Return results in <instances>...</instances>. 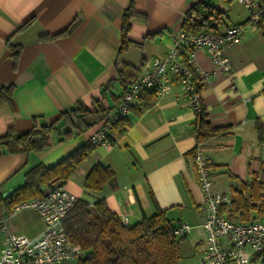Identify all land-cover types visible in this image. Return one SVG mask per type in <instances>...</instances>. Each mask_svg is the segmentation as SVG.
Here are the masks:
<instances>
[{"label": "crops", "instance_id": "1", "mask_svg": "<svg viewBox=\"0 0 264 264\" xmlns=\"http://www.w3.org/2000/svg\"><path fill=\"white\" fill-rule=\"evenodd\" d=\"M201 1L212 2L226 13L227 24L218 31L227 25L244 26L241 40L223 48L229 70L207 77L201 88L210 124L229 127L226 135L201 146L212 160L214 188L232 199V191L249 182L253 173H264V19L249 23L247 10L235 0H134L135 11L145 18L131 20L127 38L134 43L117 65L136 70V77L145 72L155 57L168 52L186 11ZM129 2L0 0V87L13 85L10 100L0 104V135L9 127L23 133L34 125L51 124L78 100L91 106L99 99L108 110L116 105L124 84L115 75L105 86L116 74L122 15ZM30 18L31 23L16 32ZM11 47L19 48L15 58ZM195 60L205 70L212 67L205 48L196 51ZM196 117L176 88L155 94L152 106L129 109L131 124L122 134L112 131L109 145L90 152L64 187L91 203L104 198L112 212L125 214L131 224L151 216L157 207L165 210L172 224H189L185 236L201 231L197 244L204 250L201 223L206 212L193 157L186 155L196 146ZM95 126L61 142L53 131L52 144L39 152L8 151L0 144V192L20 186L34 165L50 166L71 153L90 139ZM96 163L115 173L114 183L100 191L83 185ZM6 224L11 233L28 236L43 228L41 216L33 209L8 216ZM3 241L2 233L0 248Z\"/></svg>", "mask_w": 264, "mask_h": 264}, {"label": "trees", "instance_id": "2", "mask_svg": "<svg viewBox=\"0 0 264 264\" xmlns=\"http://www.w3.org/2000/svg\"><path fill=\"white\" fill-rule=\"evenodd\" d=\"M134 18L144 19L145 15L135 11L134 0H130L122 15L121 44L115 62L116 74L111 75L105 87L115 75L124 84V89L136 77V70L127 66L119 69L117 65L127 46L134 43L127 38ZM32 19L21 24L16 32L24 30ZM226 24L227 15L224 11L217 9L211 2L201 1L186 11L180 29L189 33L202 30L217 32L220 26ZM67 32L68 30L62 34ZM11 48V55L15 58L19 48ZM12 90L11 84L0 87V104L10 100ZM154 98L153 89L145 90L140 94L139 103L131 108L150 107ZM107 112L108 108L99 99L94 100L91 106L78 100L74 107L60 112L51 124L39 128L34 125L23 133L9 127L6 133L0 135V144L8 151L39 152L52 144L50 134L53 131L58 135V142L67 140L94 126ZM196 116V146L186 153L193 159L198 145L210 138L226 135L229 129L228 126H212L203 106ZM130 124L126 116L113 124L111 132L122 134ZM96 147L88 139L55 164L45 166L38 163L28 169L20 186L6 196L0 192V221L20 201L41 196L48 187L62 186ZM114 181V171L96 163L87 173L83 185L88 190L100 191L106 184H113ZM232 193L228 213L231 217L247 221L255 212L254 217L264 219V173L261 176L253 173L249 182L241 183L240 188L234 189ZM177 224H172L166 217L165 210L158 207L151 216L143 217L137 223L123 224L118 214L109 209L104 198L91 204L85 199H79L65 221V230L69 238L82 248L83 254L77 264H176L180 253L178 238L173 230ZM179 236V239H183L185 234Z\"/></svg>", "mask_w": 264, "mask_h": 264}, {"label": "built area", "instance_id": "3", "mask_svg": "<svg viewBox=\"0 0 264 264\" xmlns=\"http://www.w3.org/2000/svg\"><path fill=\"white\" fill-rule=\"evenodd\" d=\"M236 1L247 10L249 23L256 25L264 19V0ZM243 32L244 26L237 24L227 25L217 32L189 33L177 29L168 52L155 57L145 72L127 84L116 105L95 124L90 134L92 143L109 145L113 124L126 117L129 109L139 103L140 94L148 89H153L156 95H164L176 88L191 109L199 113L203 80L229 70L223 48L238 43ZM201 48H205L211 61L209 70L196 63L195 53ZM193 161L206 212L201 223L205 235L202 263L264 264V219L252 216L243 221L231 217L228 214L231 197L214 188L212 160L201 145L197 146ZM79 199L82 198L62 185L48 187L41 196L15 204L0 221L4 239L0 264H70L78 261L83 254L82 248L69 238L65 221ZM22 209H33L41 216L43 228L36 236L8 230L6 218ZM118 216L123 224L129 223L125 214ZM189 229V224L182 222L173 232L179 236Z\"/></svg>", "mask_w": 264, "mask_h": 264}, {"label": "rangeland", "instance_id": "4", "mask_svg": "<svg viewBox=\"0 0 264 264\" xmlns=\"http://www.w3.org/2000/svg\"><path fill=\"white\" fill-rule=\"evenodd\" d=\"M197 232L198 230H192L193 235L187 234L183 239H179L180 236H177L180 257L176 264H203L201 261L202 246L197 244L203 235L201 231ZM0 238H2L1 231ZM70 264H77V261H73Z\"/></svg>", "mask_w": 264, "mask_h": 264}, {"label": "water", "instance_id": "5", "mask_svg": "<svg viewBox=\"0 0 264 264\" xmlns=\"http://www.w3.org/2000/svg\"><path fill=\"white\" fill-rule=\"evenodd\" d=\"M212 3V2H211ZM213 4V3H212ZM19 185H15L14 187L8 189L3 193L4 196L8 195L10 192H12L14 189H16Z\"/></svg>", "mask_w": 264, "mask_h": 264}]
</instances>
